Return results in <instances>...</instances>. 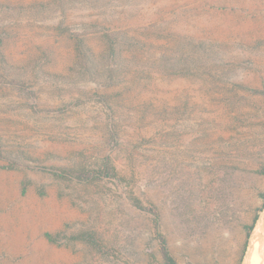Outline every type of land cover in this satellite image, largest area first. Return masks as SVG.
I'll use <instances>...</instances> for the list:
<instances>
[{
  "label": "rangeland",
  "instance_id": "1",
  "mask_svg": "<svg viewBox=\"0 0 264 264\" xmlns=\"http://www.w3.org/2000/svg\"><path fill=\"white\" fill-rule=\"evenodd\" d=\"M263 194L264 0H0V264H244Z\"/></svg>",
  "mask_w": 264,
  "mask_h": 264
},
{
  "label": "trees",
  "instance_id": "2",
  "mask_svg": "<svg viewBox=\"0 0 264 264\" xmlns=\"http://www.w3.org/2000/svg\"><path fill=\"white\" fill-rule=\"evenodd\" d=\"M114 48H112V52ZM43 170L49 172L50 174L54 175L55 177L62 178V179H75L80 182H92L102 179H112L115 176L114 168H112L109 164L105 165L102 169L99 170H56V169H46ZM26 189H23L25 192ZM263 199V207H264V194L262 195ZM262 211V210H261ZM258 217L254 219V224H256ZM253 226L249 228L248 237L251 235V231L253 230ZM82 239L86 240L90 244L97 246L96 238L91 234H86L81 237ZM159 242H160V252L162 254L164 264H178L177 260L172 256L170 253L166 240L162 235H159Z\"/></svg>",
  "mask_w": 264,
  "mask_h": 264
},
{
  "label": "bare ground",
  "instance_id": "3",
  "mask_svg": "<svg viewBox=\"0 0 264 264\" xmlns=\"http://www.w3.org/2000/svg\"><path fill=\"white\" fill-rule=\"evenodd\" d=\"M263 240H264V212L262 213V216L260 217L257 226L253 232V235L251 237V245L249 244L250 247L244 264H264Z\"/></svg>",
  "mask_w": 264,
  "mask_h": 264
}]
</instances>
